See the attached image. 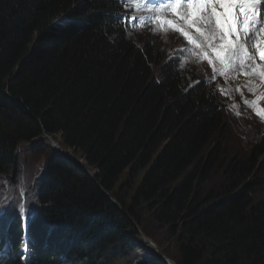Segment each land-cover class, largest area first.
Here are the masks:
<instances>
[{"label":"trees","instance_id":"1","mask_svg":"<svg viewBox=\"0 0 264 264\" xmlns=\"http://www.w3.org/2000/svg\"><path fill=\"white\" fill-rule=\"evenodd\" d=\"M121 8L0 0V175H20L19 148L44 132L82 159L34 148L31 264H124L141 235L160 246L156 225L177 264H264V134L232 150L220 95L129 40ZM17 211L0 218V264H25Z\"/></svg>","mask_w":264,"mask_h":264},{"label":"rangeland","instance_id":"2","mask_svg":"<svg viewBox=\"0 0 264 264\" xmlns=\"http://www.w3.org/2000/svg\"><path fill=\"white\" fill-rule=\"evenodd\" d=\"M126 34L127 38L136 43H139V41H141L142 39L149 41L150 44L154 45L159 50V52L165 57V59L169 58L170 56L174 57L175 55H177V58L175 60L180 59L178 56L179 51H176L175 48L176 42H174L172 38L159 37L158 34H155L151 30L143 29L140 25H138L137 22L133 23L130 26V29H128ZM180 60L182 61V63H180V66L184 70L183 75L187 77V80L189 82H192L197 79H202V77L204 76V70L201 65H196L195 63L187 62L188 60ZM258 81L261 82L260 79ZM225 86L228 87L226 89V92L230 96L225 100L233 101L235 106H238L239 104V102L236 100L237 98H240V103L245 102V99H247L245 96L246 92L252 91V89L249 87L245 89L246 92H244L241 87L237 85L236 82L231 81H225ZM241 86L243 87V84H241ZM217 91H221V89L217 87ZM224 108L225 112L228 113L227 111L229 109L226 103L224 104ZM228 117L227 123L229 124L232 132L230 134V146L232 147V150L247 149L251 143V140L257 137L258 134L263 133L264 131L263 127H260V125L252 122L249 119H247L245 123L249 124L250 126L245 125L243 122L240 121V119L237 118L236 115H234V113L229 114ZM45 142L50 143L51 141L47 138H39L35 139L30 143L23 144V146L19 148L18 152L19 156L21 157L20 175H0V218L5 217L4 219L6 220L10 219L13 216V212L15 209H18L17 213L20 212V215L22 210L23 216H26L27 218H29L30 215L31 218L34 216V188L33 186L30 187L32 185L30 182L31 180H34V177H36L43 170L45 160L47 158V153L35 152L34 148L38 147L40 143ZM79 160L82 162L81 158H79ZM154 229L157 233H159V241L161 243L160 246L153 239L143 234L141 235V248L136 250V252L132 250L127 251V255L125 256L126 262L124 264H137L139 261H142L144 258L153 253L159 255V253H156L152 249V247L151 251L150 249H148L149 245L147 242H145L143 236L152 240L157 245L159 252H161L162 254L165 255V252H167L171 255H174V241L168 238L164 228H161L160 226L156 225ZM26 243L27 240L25 237V240L22 242L21 249L22 252H25V256L28 253V246L27 251H25V245H27ZM102 264H110V262H105Z\"/></svg>","mask_w":264,"mask_h":264},{"label":"snow or ice","instance_id":"3","mask_svg":"<svg viewBox=\"0 0 264 264\" xmlns=\"http://www.w3.org/2000/svg\"><path fill=\"white\" fill-rule=\"evenodd\" d=\"M124 2L127 3L128 0H124ZM182 2L186 4L189 10L188 19L192 24H195L196 20L200 18L197 13H206L200 19L202 23H208L209 31L212 33L207 39L211 41L218 36L220 40L219 48L216 51L217 57L223 59L227 50V52L236 56L238 60L253 59L245 49L242 41L251 39L249 28L251 23L255 22V18L260 17L258 6L264 8V0H173L169 7L176 11ZM238 17H242L244 27L242 34H238L236 27ZM197 31H200V29H197ZM261 31H264V29H261ZM183 35L191 40L187 32H184ZM253 35L258 36L259 33H253ZM256 47L260 48L259 56L261 60H264V47H260L259 43L256 44ZM21 215H23L22 210ZM25 251H27V245H25Z\"/></svg>","mask_w":264,"mask_h":264},{"label":"water","instance_id":"4","mask_svg":"<svg viewBox=\"0 0 264 264\" xmlns=\"http://www.w3.org/2000/svg\"><path fill=\"white\" fill-rule=\"evenodd\" d=\"M41 138H47L51 141L52 145L54 146V148L58 151H60L61 153L73 158L75 161H77L78 163H81V161L79 160V158H77L73 153H71L69 150L62 148L59 143L48 133L44 132L43 136H41ZM40 138V139H41ZM109 194V193H108ZM114 202H116L115 199L111 198ZM145 242L148 243L149 247H152V249H154V251L156 253H159V255H161L169 264H177L173 259L169 258L168 256L162 254L161 252H159V249L157 247V245L150 239L144 237Z\"/></svg>","mask_w":264,"mask_h":264},{"label":"bare ground","instance_id":"5","mask_svg":"<svg viewBox=\"0 0 264 264\" xmlns=\"http://www.w3.org/2000/svg\"><path fill=\"white\" fill-rule=\"evenodd\" d=\"M148 249H150V251H151V247L148 246ZM153 250H154V249H153Z\"/></svg>","mask_w":264,"mask_h":264}]
</instances>
